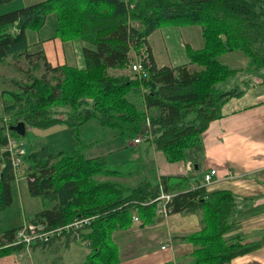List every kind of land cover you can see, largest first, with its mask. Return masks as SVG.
Returning a JSON list of instances; mask_svg holds the SVG:
<instances>
[{
  "label": "trees",
  "instance_id": "1",
  "mask_svg": "<svg viewBox=\"0 0 264 264\" xmlns=\"http://www.w3.org/2000/svg\"><path fill=\"white\" fill-rule=\"evenodd\" d=\"M12 1L0 0V5ZM52 14L57 37L92 46L83 48L85 68L52 66L43 50H30L27 31L41 30ZM166 24L201 27L204 46L195 49L185 44L187 63L157 65L148 39ZM237 51L247 58L246 66L238 69L220 61L224 54ZM136 55L142 64L139 73L113 72L129 69ZM11 57L32 65L24 79L14 78L12 88L0 89V148L8 139L4 116L11 118L10 125L23 121L27 128L69 127L74 149L52 150L31 139L23 174L29 194L39 197L43 207L27 221L52 230L91 219L78 229L89 247L79 264H117L114 235L130 228L134 215L144 224L151 223L162 192L173 194L167 203L171 213L202 212V230L182 238L195 246L187 264H231L233 258L260 247L259 243L227 244L238 214L230 192L209 193L183 176L154 181L143 174L135 185L121 182L119 178L134 176L141 165L84 156L79 129L97 120L129 141L144 132L149 113L153 147L170 163L183 161L186 150L201 142L231 99L241 97L255 79L264 83V0H43L0 12V62ZM39 63L41 74L36 73ZM239 72L248 76L245 87H219ZM130 93L142 96L144 105L134 103ZM10 135L23 139L12 130ZM15 179L9 153L0 150V211L13 203ZM17 229L4 231L0 246L13 241ZM71 235L72 228L33 246ZM21 249V245L0 248V256Z\"/></svg>",
  "mask_w": 264,
  "mask_h": 264
},
{
  "label": "crops",
  "instance_id": "2",
  "mask_svg": "<svg viewBox=\"0 0 264 264\" xmlns=\"http://www.w3.org/2000/svg\"><path fill=\"white\" fill-rule=\"evenodd\" d=\"M181 28H186L183 29L185 33H180L184 42L195 49L204 46L200 26L196 29H188L190 26ZM158 30L150 35L148 41L156 63L161 67L167 65L158 62L157 53L161 45L155 46L151 40ZM170 30L166 38L177 29ZM29 44L43 50L52 66L67 64L78 68L86 66L83 48H92L81 40L64 42L53 30L45 38L37 37ZM164 49L168 52L166 41ZM187 62L188 59L183 63ZM114 73L125 72L116 70ZM260 82L255 79L249 86L251 88L246 89L241 97L231 99L223 107V116L211 122L198 145L186 150L183 161L168 162L164 153L155 149L151 141L135 144L133 139L128 142V146L135 150L129 159L141 165L137 168V180L143 174L154 181H159L161 176L190 177L192 186L203 185L209 193L228 191L235 197L238 214L234 227L226 236L227 244L241 246L259 243L260 247L233 258L231 264H264V83ZM57 126L61 125L45 131ZM188 162L192 165L191 169L188 168ZM211 170H216L213 182L205 185L204 176ZM24 179L26 183L22 182ZM15 182V186L12 182V205L0 211V235L6 230L19 228L28 222V217L43 208L41 199L29 194L24 174ZM163 203L161 200L159 207ZM137 217L139 220L133 222L130 228L114 235L119 247L117 264H187L191 261L195 246L182 238L202 230L204 224L201 211L170 212L167 215L156 213L149 224H144ZM73 241L66 243V236H63L44 246L15 250L1 255L0 264H47L50 256L61 259L64 252H76ZM164 245L166 249L162 248Z\"/></svg>",
  "mask_w": 264,
  "mask_h": 264
},
{
  "label": "rangeland",
  "instance_id": "3",
  "mask_svg": "<svg viewBox=\"0 0 264 264\" xmlns=\"http://www.w3.org/2000/svg\"><path fill=\"white\" fill-rule=\"evenodd\" d=\"M41 1L43 0H13L12 2L0 5V12H7L10 10H14L16 8H21L23 6H28L30 4ZM46 25H45L46 28L43 27L39 31L28 30L27 31L28 42L33 43L37 39V37L45 38L47 34L50 33L51 30H53L55 33V28H56L55 14H52V16H50ZM134 25H138V24L135 23ZM197 26L199 25H195L194 27L193 25H191L190 28L188 29H196L195 27ZM181 27L183 26H172L166 24L164 27L160 28L161 30H158V32H156V34H154V36L151 38L153 45L154 44L155 46H158V44L159 46L161 45V50L157 53L159 64H167L174 66L186 61L187 56L185 54V44L187 43L184 42L183 37H181L180 35L181 32L185 33V30L183 29L186 28H181ZM170 29H177V30L174 33L172 32V34L168 38H166V34L167 32H169ZM165 41L167 43L168 52H166V50L164 49ZM37 47H38L37 45L36 46L32 45L30 50L32 52L38 51L39 48ZM141 53H143V51ZM220 61L230 67L238 68V69L246 66L247 64V58L240 51L224 54L223 56L220 57ZM31 65L32 64L25 59L16 60L12 57L8 58L4 62H0V89L12 88L11 80L14 78L19 80L24 79L25 70H27ZM131 70L132 69L130 67L129 69H127V71L125 70H121V71H124L125 73H132ZM42 72H43V66L42 64L39 63L38 67L36 68V73L41 74ZM247 79L248 76L246 75L245 72H239L238 75H236V77H232L225 84H221L219 87L224 89H230L239 86L240 88H243L247 84L246 83ZM129 98L134 103L142 107L143 105L142 96L134 93H130ZM2 109L3 106L2 103L0 102V114H2ZM151 112L156 114L155 110L154 111L152 110ZM147 114L148 117L150 118V114L149 113ZM3 120L6 125L7 123L9 125L11 124V118L9 116H4ZM45 130L47 129L43 130V129H33L31 127L27 128L28 134L25 137H23L27 149L30 146L31 139L34 142V144L40 142L42 144L48 145L52 150L63 149L71 152L74 149L73 137L68 126L61 125L54 127L53 129H50L48 131ZM79 133H80L81 144L85 145L82 153L86 157L101 156L100 158L106 160V162L108 163H112V162L120 163L124 161H129L130 160L129 156L134 154L135 152L133 148L128 146L129 141L125 140V138H123L122 136H119L116 130L110 127L102 126L97 120H90L84 125H82L79 129ZM137 175L138 173L136 172L135 175L132 177H126L122 179L119 178L118 180L124 183L135 185L139 181L137 180ZM22 182L26 183L25 179ZM15 184L16 182L13 181L14 186ZM28 208H30V204ZM72 241H73V248L76 249L75 250L76 252L74 253L64 252L61 259L50 256L49 260L47 261V264H79L84 262L89 252L87 250L89 249V247L81 239L80 232L73 234L68 239H66V243Z\"/></svg>",
  "mask_w": 264,
  "mask_h": 264
},
{
  "label": "built area",
  "instance_id": "4",
  "mask_svg": "<svg viewBox=\"0 0 264 264\" xmlns=\"http://www.w3.org/2000/svg\"><path fill=\"white\" fill-rule=\"evenodd\" d=\"M139 56H135V61L131 65V71L134 73H139L142 70V64ZM138 59V60H137ZM152 126L150 123V118L147 116L146 118V129L142 132L137 138L133 141L135 144L141 143L144 141H151L153 139L152 135ZM7 144L0 148L1 151H7L9 153L13 171L17 179H20L23 176V166H24V158L27 154L26 143L23 139L14 137L10 135V125L7 123ZM191 163L188 162V168L191 169ZM216 174V170H211L204 176L205 185H209L213 182V177ZM172 194L162 192L160 195V199L164 202L158 209L157 213L161 215H167L170 213V209L167 203L171 200ZM139 219L137 215L133 216V222H137ZM91 221L90 218H85L81 220H77L74 223L67 225L63 228H57L48 230L45 225L28 221L22 226H20L15 232V236L13 241L6 242L4 245H1L0 248H5L9 246L21 245L24 249L30 250L35 243H47L51 241L55 236H61L63 231H69L71 228L73 230V234L79 232L78 229L83 227L86 224H89ZM163 249H166L167 246H162Z\"/></svg>",
  "mask_w": 264,
  "mask_h": 264
},
{
  "label": "water",
  "instance_id": "5",
  "mask_svg": "<svg viewBox=\"0 0 264 264\" xmlns=\"http://www.w3.org/2000/svg\"><path fill=\"white\" fill-rule=\"evenodd\" d=\"M10 130L16 132L20 136H25L27 133V127L25 122L21 121L16 124L10 125Z\"/></svg>",
  "mask_w": 264,
  "mask_h": 264
},
{
  "label": "bare ground",
  "instance_id": "6",
  "mask_svg": "<svg viewBox=\"0 0 264 264\" xmlns=\"http://www.w3.org/2000/svg\"><path fill=\"white\" fill-rule=\"evenodd\" d=\"M151 142H152V140H151ZM205 184V183H204ZM173 195V194H172Z\"/></svg>",
  "mask_w": 264,
  "mask_h": 264
}]
</instances>
